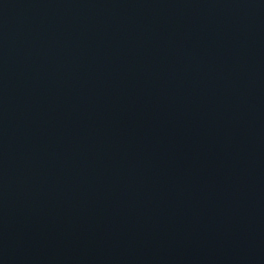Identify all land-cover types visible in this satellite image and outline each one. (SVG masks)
I'll list each match as a JSON object with an SVG mask.
<instances>
[{"label": "water", "instance_id": "obj_1", "mask_svg": "<svg viewBox=\"0 0 264 264\" xmlns=\"http://www.w3.org/2000/svg\"><path fill=\"white\" fill-rule=\"evenodd\" d=\"M0 264H264V0H0Z\"/></svg>", "mask_w": 264, "mask_h": 264}]
</instances>
